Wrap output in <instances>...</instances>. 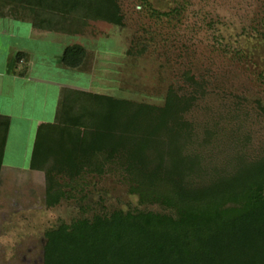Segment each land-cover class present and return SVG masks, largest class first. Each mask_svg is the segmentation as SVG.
Wrapping results in <instances>:
<instances>
[{
    "label": "rangeland",
    "instance_id": "rangeland-1",
    "mask_svg": "<svg viewBox=\"0 0 264 264\" xmlns=\"http://www.w3.org/2000/svg\"><path fill=\"white\" fill-rule=\"evenodd\" d=\"M116 3L121 23L77 11L71 20L78 16L83 26L76 33L50 31L58 45L80 44L87 52L80 69L60 61L58 76L73 89L161 107L170 92L191 98L190 108L179 118L185 125L177 143V158L191 168L190 181L207 182L264 157V0ZM32 9V0H0L5 16L33 21ZM14 119L7 166H21L26 149L22 121ZM68 129L76 132L69 141L81 135L78 128ZM114 160L104 163L102 174L76 178L75 166L51 171L64 179L60 182L66 192L53 208L45 203L48 170L25 175L1 171L0 264H43L45 232L62 223L117 209L170 212L161 204L141 203ZM8 173L13 178H5Z\"/></svg>",
    "mask_w": 264,
    "mask_h": 264
},
{
    "label": "trees",
    "instance_id": "trees-1",
    "mask_svg": "<svg viewBox=\"0 0 264 264\" xmlns=\"http://www.w3.org/2000/svg\"><path fill=\"white\" fill-rule=\"evenodd\" d=\"M32 8L36 28L66 34L83 26L78 16L71 20L77 11L122 20L116 0H32ZM86 59L80 44L66 46L61 56L71 69ZM191 104L173 92L161 107L63 89L58 122L81 133L75 176L102 174L104 163L116 159L141 203L170 212L117 209L62 223L45 232L43 264H264V157L207 182L190 181L177 143L185 125L179 118ZM10 124L0 114V176ZM46 177V201L57 204L66 192L55 174Z\"/></svg>",
    "mask_w": 264,
    "mask_h": 264
},
{
    "label": "crops",
    "instance_id": "crops-1",
    "mask_svg": "<svg viewBox=\"0 0 264 264\" xmlns=\"http://www.w3.org/2000/svg\"><path fill=\"white\" fill-rule=\"evenodd\" d=\"M44 32L30 20L0 13V114L11 120L4 163L15 125L14 116L22 121L23 135L27 138L21 166L16 162L9 166L3 163L2 171H20L25 175L24 172L33 170L38 174L40 169L64 170L77 159L80 136L69 141L76 132L69 131L68 127L73 129L71 126L58 122L62 91L75 88L63 76H58L65 46L58 45L50 31ZM67 133L71 136L66 137ZM11 175L4 177L13 178Z\"/></svg>",
    "mask_w": 264,
    "mask_h": 264
},
{
    "label": "flooded vegetation",
    "instance_id": "flooded-vegetation-1",
    "mask_svg": "<svg viewBox=\"0 0 264 264\" xmlns=\"http://www.w3.org/2000/svg\"><path fill=\"white\" fill-rule=\"evenodd\" d=\"M74 144V143H73ZM74 147H75V149H76V144H74ZM74 152H73V158H74ZM74 166H75V168H74ZM70 168H74L75 170V173H76V168H77V159H75V161H74V163L72 162V164H71V166H70ZM69 168V169H70ZM64 170H66V169H64ZM49 171V172H48ZM47 171V173H52L51 171H59V170H48ZM46 173V174H47ZM54 174V173H53ZM55 176H56V178H55V181H59V183L61 184L62 182H60V181H63L64 179H62V178H59V175L58 174H55ZM45 177H46V175H45ZM76 177V176H75ZM74 178V177H73ZM77 178V177H76ZM46 180H47V177L45 178ZM45 179H44V181H45ZM70 179V178H69ZM66 195V194H65ZM65 198V196L64 197H62L61 198V200H60V202L63 200ZM46 199H47V187H46V192H45V203H46V206L47 207H49V208H53V207H55V206H57L59 203H57V204H54V205H50V204H48L47 203V201H46ZM68 224V223H67Z\"/></svg>",
    "mask_w": 264,
    "mask_h": 264
}]
</instances>
